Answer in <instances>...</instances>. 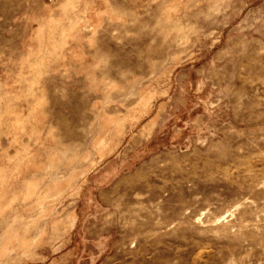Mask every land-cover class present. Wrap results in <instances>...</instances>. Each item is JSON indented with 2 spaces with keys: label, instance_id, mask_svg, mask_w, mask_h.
<instances>
[{
  "label": "rangeland",
  "instance_id": "rangeland-1",
  "mask_svg": "<svg viewBox=\"0 0 264 264\" xmlns=\"http://www.w3.org/2000/svg\"><path fill=\"white\" fill-rule=\"evenodd\" d=\"M0 264H264V0H0Z\"/></svg>",
  "mask_w": 264,
  "mask_h": 264
}]
</instances>
